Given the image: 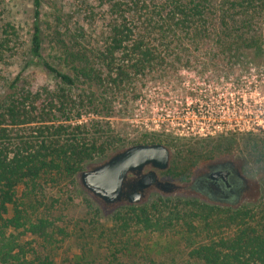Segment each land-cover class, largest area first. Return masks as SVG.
<instances>
[{"label":"trees","instance_id":"16d2710c","mask_svg":"<svg viewBox=\"0 0 264 264\" xmlns=\"http://www.w3.org/2000/svg\"><path fill=\"white\" fill-rule=\"evenodd\" d=\"M97 2L107 5V12L96 39L91 40L90 23L95 19L87 20L90 25H82L78 34L55 27L53 56L45 55L42 41L43 0L33 2L34 24L24 67L41 68L58 85L36 87L34 72L23 68L0 100V264H56L50 255L42 256L37 245L39 240L52 239L54 222L34 216L33 211L40 181H74L85 164L112 149L96 138L100 130L93 123L81 120L90 113L103 119L110 112L88 107L97 108L101 99L122 92L169 58L179 57L181 35L202 43L208 39L229 51H264V0ZM62 64L71 72L61 70ZM157 194L152 203H125L124 212L115 218L118 228L131 235L136 230L164 233L177 225L203 237L188 252L195 261L264 264V205L234 208ZM74 264L81 263L78 259Z\"/></svg>","mask_w":264,"mask_h":264},{"label":"rangeland","instance_id":"374dc122","mask_svg":"<svg viewBox=\"0 0 264 264\" xmlns=\"http://www.w3.org/2000/svg\"><path fill=\"white\" fill-rule=\"evenodd\" d=\"M33 2L0 0V100L10 81L28 63ZM106 12L107 5L97 0H43L40 26L45 55H54L51 40L55 27L78 34L82 25H90L87 20L95 19L90 21L94 40ZM181 38L176 50L179 57L169 58L167 64L136 78L122 92L101 99L97 108L88 107L110 112V117L103 119L90 113L81 120L93 123L94 129L100 130L96 138L113 147L107 156L85 164L83 170L134 144L163 143L170 150V163L158 172L160 178L187 186L208 163L231 160L250 179L252 191L239 203L221 205L261 207L264 122L258 125L256 116L264 115V51H229L208 39L202 43L196 36L195 41L185 35ZM25 69L34 72L36 87L58 85L39 67ZM60 69L71 72L64 64ZM40 184L39 205L33 214L53 220L54 227L52 239L39 240L37 245L42 256L50 255L56 264H74L78 259L81 264H203L188 255L194 242L203 237L188 234L177 225L164 233H123L115 218L124 212L125 203L105 207L103 202L89 199L81 191L78 174L74 181L61 178ZM157 193L151 190L143 201H157ZM173 195L188 202L208 201L187 189Z\"/></svg>","mask_w":264,"mask_h":264},{"label":"water","instance_id":"95a60500","mask_svg":"<svg viewBox=\"0 0 264 264\" xmlns=\"http://www.w3.org/2000/svg\"><path fill=\"white\" fill-rule=\"evenodd\" d=\"M170 150L163 143H139L119 150L105 161L78 173L81 187L107 207L139 204L151 190L173 195L186 186L159 177L169 167ZM148 167L149 170L144 172Z\"/></svg>","mask_w":264,"mask_h":264},{"label":"flooded vegetation","instance_id":"af4514ba","mask_svg":"<svg viewBox=\"0 0 264 264\" xmlns=\"http://www.w3.org/2000/svg\"><path fill=\"white\" fill-rule=\"evenodd\" d=\"M149 170L148 167L144 172ZM202 198L217 204H236L252 191L250 179L231 160L208 163L187 186Z\"/></svg>","mask_w":264,"mask_h":264},{"label":"built area","instance_id":"2783aa9c","mask_svg":"<svg viewBox=\"0 0 264 264\" xmlns=\"http://www.w3.org/2000/svg\"><path fill=\"white\" fill-rule=\"evenodd\" d=\"M256 121H257L258 125H261V123L264 122V115L263 116L257 115Z\"/></svg>","mask_w":264,"mask_h":264}]
</instances>
